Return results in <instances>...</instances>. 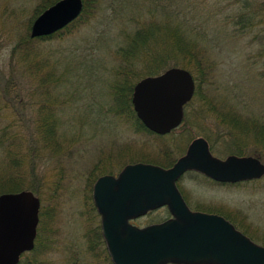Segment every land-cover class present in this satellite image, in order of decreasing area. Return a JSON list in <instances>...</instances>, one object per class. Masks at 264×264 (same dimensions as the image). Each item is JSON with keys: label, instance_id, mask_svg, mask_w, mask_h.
<instances>
[{"label": "rangeland", "instance_id": "1", "mask_svg": "<svg viewBox=\"0 0 264 264\" xmlns=\"http://www.w3.org/2000/svg\"><path fill=\"white\" fill-rule=\"evenodd\" d=\"M45 1L0 0V181L15 171L22 172L27 154L36 152L35 175L43 211L38 264H107L102 250L90 253L85 236L94 226L88 210L94 178L111 171L116 174L126 164L143 159L156 164L163 159L158 145L163 147L174 138L168 135L158 141L135 133L125 118L110 112L106 81L118 66L117 46L143 23L164 24L166 11L181 4L178 17L203 31L197 40L204 60L196 104H203L208 128L221 125L222 117L228 115L263 125L264 0H249L251 25H237L243 28L241 32L233 31L228 23L238 14L240 4L229 6L224 0H88L83 18L56 39L25 45L21 51L26 50V56L13 52V45L29 35L34 13ZM147 7L154 9L153 15L147 13ZM42 84H48V89L40 88ZM45 96L52 105L47 112L62 120L47 149L33 128L35 114L44 117L46 109L39 114L37 109ZM92 100L103 111L96 108L91 112L88 105ZM203 125L206 127L205 122ZM190 142H176L182 145V154ZM31 145L36 147L30 150ZM221 146L218 143L216 148ZM7 151L21 159L20 169L11 167ZM200 176L190 171L178 181L189 207L228 217L253 242L264 244V175L216 187L198 179ZM164 217L163 212L157 213L158 221Z\"/></svg>", "mask_w": 264, "mask_h": 264}, {"label": "water", "instance_id": "2", "mask_svg": "<svg viewBox=\"0 0 264 264\" xmlns=\"http://www.w3.org/2000/svg\"><path fill=\"white\" fill-rule=\"evenodd\" d=\"M82 0H57L32 21L29 36L45 37L81 13ZM195 92L191 72L169 67L133 87L131 102L143 125L156 134L179 126L184 105ZM195 171L221 183L256 180L264 163L251 155L214 156L207 140L196 137L170 167L147 162L126 164L116 175L98 177L92 187L101 213V230L114 264H264V246L251 241L223 216L192 211L176 182ZM167 206L171 217L145 227L130 218ZM39 198L30 190L0 194V264H18L34 247Z\"/></svg>", "mask_w": 264, "mask_h": 264}, {"label": "trees", "instance_id": "3", "mask_svg": "<svg viewBox=\"0 0 264 264\" xmlns=\"http://www.w3.org/2000/svg\"><path fill=\"white\" fill-rule=\"evenodd\" d=\"M55 1L57 0H46L36 9L34 16L36 17L41 11ZM224 1H226L229 6H231V4H240L236 17L233 21L228 22L232 25L233 31L241 32V30H243V28L237 27L239 24L242 27L251 25L250 22L252 15L250 9L251 3L249 0ZM82 2L83 7L79 16L64 28L45 37L31 38L27 35L13 45L12 51L19 54L22 53L23 56H26L28 52L26 50L21 51L25 45L56 39V36L67 31L71 26L83 18L88 8V0H82ZM93 2H95V0H93ZM152 3L156 6L154 1ZM161 7L164 8V4L161 5ZM180 7L181 4H178L177 7L175 6L174 9L169 10V12L166 11L164 19L166 20L167 18V22L164 24H157L154 21L141 24L131 34L124 38L122 45L117 46L115 50V58L118 66L112 69L113 71H111L110 80L106 81V101L111 105L110 112L114 117L125 118V121L131 124L135 133L153 136L158 141L164 140L168 135H171L172 138L174 137L171 143H167L166 145L162 144L163 147H159L158 145V149L160 148L162 152L163 159H161L162 161H156L155 163L162 167H170L176 159L179 158H175L176 156L183 155V147L178 143L182 142L181 144L184 145L188 140L191 141L198 136H204L207 139L212 153L216 152L223 156L230 154L238 156L252 155L262 161L264 156V124L258 125L256 123H251L248 120H240L239 117L234 115H228L225 118L222 117L220 121L221 125L217 124L212 128H208V124L206 123L208 115L204 114L205 110L203 104H196L197 101H200V99H198L200 94L198 76L203 70L204 60L201 50L197 48V40L202 38L203 31L195 24H187L186 18L178 17L181 12ZM162 8L159 9L162 10ZM146 10L148 14L153 15L154 9H152V7H147ZM169 23H172L174 27L171 28L172 24L169 25ZM31 24L32 22L29 27ZM98 38L100 39L101 37L99 36ZM173 66L182 67L191 72L195 80V92L192 99L184 105L181 124L170 130L168 133L160 135L149 131L136 116L132 106L131 97L133 87L137 81L146 76L158 75L165 69ZM28 80L31 81L32 77H29ZM42 87L48 89V84H45V86L44 84L40 85V88ZM87 88H89V86H87ZM31 93L30 89V93H28L29 97ZM72 94L74 96L75 91H73ZM91 102L92 103H89L88 105L91 112L96 108L99 111H103L101 104H97L93 100ZM50 104L49 97L45 96V99L41 100L40 107L37 109L38 114L40 111L46 109L45 113L43 112L44 117L39 119L35 114V118L33 119V128L34 131H36L34 134H38V138L44 140L43 147L46 149L53 143L55 132L59 130L62 124L61 117H54L55 114H53V112H47V110L52 107ZM203 122H205V125L207 124L206 127H204ZM177 131L182 132L177 135ZM44 132L45 135H43ZM32 139H34L33 136ZM176 142H178V145H176ZM35 143H37L36 140ZM218 143H221L222 145L220 150L216 148ZM33 147H36V145H31L30 150ZM27 157L28 160L25 161L26 166L22 172L15 171L14 174L10 176L8 175L0 181V194L5 192L30 190L38 197L40 184L38 183L39 179L37 178V175H35L36 152H30L29 155L27 154ZM6 158H8L12 168H21L19 167L22 163L20 158H16V156L13 157V154L10 155L8 151L6 152ZM142 162L151 163L144 159ZM108 173L112 174L113 172L111 171ZM201 176L207 177L202 174ZM97 177H95L94 180H96ZM27 180L29 181L27 182ZM90 193L88 210L95 206L94 203H92V190ZM42 218L43 211L39 210V222L37 225L34 247L31 251L25 252L28 255L27 257L30 256V258L27 259V257H25L26 254L23 253L18 264H38V257L41 255L40 240L42 238L41 232H43ZM224 218H226L235 229L250 238L247 232L239 229L232 223V220L228 217ZM85 236L90 253L96 254L94 252L96 249L103 250V244L105 241L103 242L104 237L100 225L96 226V224H94L93 227H90ZM110 264L112 263L110 262Z\"/></svg>", "mask_w": 264, "mask_h": 264}, {"label": "flooded vegetation", "instance_id": "4", "mask_svg": "<svg viewBox=\"0 0 264 264\" xmlns=\"http://www.w3.org/2000/svg\"><path fill=\"white\" fill-rule=\"evenodd\" d=\"M118 172L116 174L112 173L111 175L116 176L118 174ZM107 174H110V173H107ZM198 179H203L204 181H207L209 183H212L213 185H215V187H216V185L217 186L222 185L221 182H218L216 180H213V179H211L209 177L200 176V177H198ZM179 180H180V178H179ZM178 181L176 182V186H177L179 192L181 193V191L179 189ZM224 184H229V185L233 184V185H236L237 183H224ZM181 195L183 197V194L182 193H181ZM183 199H184L186 205L189 207V205L187 204V202H186V200H185L184 197H183ZM92 203H94V205H95V201H94V198H93V194H92ZM189 209L192 210L190 207H189ZM159 211H161V212H163L164 214L167 215L166 217H164L160 221L157 220V213ZM192 211H197V209H194ZM90 217H93L94 218V224H96V226L97 225H100V228H101V217L102 216H101V213L99 212L98 208L96 207V205L94 206V208H91L90 209ZM170 217H171V214H170V211H169L168 207L167 206H162V207H159V208L150 209V210L146 211L144 214L139 215V216H137L135 218H130L129 219V223L132 224L133 226H137V227L141 228V227H145V226L150 225V224L162 222V221H164V220H166V219H168ZM144 218H148V221H147L146 224H143V222H141L142 219H144ZM104 241L105 240H103V242ZM34 243H35V241H34ZM101 253H102V257H103L104 261H106L107 264H110V262L112 264H114L112 262V260H111V257H110V254H109V250L107 248L106 241L103 244V250H102Z\"/></svg>", "mask_w": 264, "mask_h": 264}]
</instances>
